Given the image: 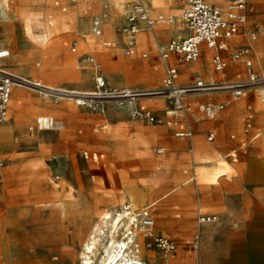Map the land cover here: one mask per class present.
Here are the masks:
<instances>
[{
  "label": "rangeland",
  "instance_id": "1",
  "mask_svg": "<svg viewBox=\"0 0 264 264\" xmlns=\"http://www.w3.org/2000/svg\"><path fill=\"white\" fill-rule=\"evenodd\" d=\"M227 1L208 0L220 8ZM130 2L0 0V47L10 51L3 69L14 83L25 85L12 86L10 118L0 124V128L11 126L10 134L0 141V191L5 189L3 196L0 193V239L7 236L11 251L6 259L0 255V264H82V245L94 222L101 223L104 234L91 261L105 264L103 248L111 239L113 211L132 203L127 195L131 192L141 197L142 205L131 204L136 214L148 207L152 235L176 243L175 251L163 256L145 247L143 234L136 236V254L143 264L264 262V87L249 89L235 99L225 93L188 95L185 115H172L162 96L146 99L157 115L184 121L190 137L176 136L173 124L133 121L125 109L111 102L99 113L68 99L76 96L62 93L93 91V72L81 62L85 55L100 63L112 86L149 91L161 86L163 69L156 43L185 34L182 2L143 0L149 15L162 16L164 21L151 32L141 26L135 54L127 56L120 27ZM247 3L251 10L246 22L236 35L224 39L230 45L217 51L226 59V68L213 69L216 51L205 46L197 61L179 67L178 84L247 79L243 61H232L230 54L248 43L251 71L264 75V0ZM103 14L101 34L94 35L91 20ZM255 29L256 37L250 40L249 33ZM142 52L147 58L140 57ZM22 79L53 91L24 84ZM207 102L225 106L208 119L201 110ZM39 117H51L57 126L40 128ZM247 123L260 133L259 138L250 140L243 132ZM210 131L215 136L209 141ZM217 163L230 168L215 180L203 178V168ZM198 210L217 220L198 226ZM124 223L112 230V238L122 235ZM195 232L199 243L193 249L190 241Z\"/></svg>",
  "mask_w": 264,
  "mask_h": 264
},
{
  "label": "built area",
  "instance_id": "2",
  "mask_svg": "<svg viewBox=\"0 0 264 264\" xmlns=\"http://www.w3.org/2000/svg\"><path fill=\"white\" fill-rule=\"evenodd\" d=\"M181 2V17L185 22V34L182 37L172 38L165 43H160L156 47L157 57L163 69L162 84L159 88L155 91H149L112 86L103 74L100 63L93 56L85 55L81 62L91 68L94 87L91 93L73 98L75 104L104 113L105 104L111 102L115 106L125 109L133 121L145 122L151 125L173 124L176 127V136L190 137L191 131L185 127L183 122L174 120L175 118L166 120L157 115L155 110L146 104V99L154 95L162 96L168 100L172 115H185L189 111V107L185 102V98L188 95L225 93L235 99L243 96L249 89L264 87V75L258 76L251 71L252 63L249 58L251 47L248 44L233 50L230 54L232 61H243L248 72L247 79L240 81H202L197 79L191 85L178 84L179 67L199 59L201 43L216 51L211 59L213 69L220 72L226 68V59L217 52L224 49L219 41L231 38L239 32V29L246 22L247 7V0H228L224 8L209 3L208 0H181ZM105 8H107L106 4ZM105 15L92 18L90 31L94 35L101 34ZM160 21H164L163 17L152 18L144 6L143 0H131L127 6L124 22L120 27L121 33L125 35L122 43L124 54L127 56L135 54L136 34L141 26L151 32L153 27ZM256 34V29L250 32L249 39H255ZM71 50H75V44H73ZM9 56L10 51L7 48L0 47V124L7 118L8 102L12 86L14 85L13 77L3 69V62ZM147 56L145 52L140 54L141 58H147ZM224 106V102H207L201 106V110L206 118L212 119ZM36 122L40 128L49 129L57 126V123L51 117L46 118L44 121L37 120ZM250 127V124L247 123L243 132L249 134ZM259 136L260 133L256 132L250 136V139L255 140ZM213 138V132H209L207 140L210 141ZM162 151L163 148L158 149V152ZM83 156L87 157V153L83 152ZM137 217L138 221L135 222L134 227L140 230L143 236L147 238L146 248L153 247L163 256L170 255L175 251L176 243L173 239L162 235H152L150 229L153 227V219L149 214L148 207L143 209ZM216 220L217 217L213 214L198 213L196 216V224L198 226L214 223ZM198 243L199 233L195 232L192 235L190 246L195 249L198 247Z\"/></svg>",
  "mask_w": 264,
  "mask_h": 264
},
{
  "label": "bare ground",
  "instance_id": "3",
  "mask_svg": "<svg viewBox=\"0 0 264 264\" xmlns=\"http://www.w3.org/2000/svg\"><path fill=\"white\" fill-rule=\"evenodd\" d=\"M1 11H3V10H1ZM5 18H6V16H5ZM201 44H204V43H201ZM207 48L209 49L210 47H208L206 45V49ZM210 49H212V48H210ZM20 82H22L24 84H28V85L34 86V87H44L45 86V85L42 86L40 83L35 82V81H31V80H28V79H22ZM14 84L25 86V85H23L21 83H14ZM51 88H48V86L44 87V89H48V90L53 91ZM62 93L68 94V95H74V96L85 95V94H83L81 92H74V91H72V92H62ZM10 99H11V95H10ZM10 99H9V102H10ZM68 99H73V98L69 97ZM8 117L9 116L7 115V118ZM7 118H6V120H7ZM46 118H48V117H39V118L36 119V121L37 120L44 121ZM6 120H5V122H6ZM8 122L11 125V120L10 119H9V121H7V123ZM10 127L11 126L0 128V141L2 139H5L10 134ZM217 164L218 165L214 164L209 169H207L205 167L204 170H203V171H205V173L210 175V177H211L210 179H212V180L215 179L217 176H219V174L221 172H224L225 170L228 169L227 167L226 168H219V163H217ZM203 174H204V172H203ZM0 193L3 196V194L5 193L4 187H2ZM127 195H128V199L132 202L131 204H133V205H142L141 197H140L139 192L138 193L131 192V194H127ZM4 203L8 204L9 201H5ZM155 203H156V201L154 203H152V204H155ZM131 204H130V202L127 205L125 203L123 205V207H122V211H113L114 212L113 218H112V215L110 214L111 218H112V222H111V226H110L108 235L111 236V239H110L109 244L108 245L106 244L104 246V248H103L105 250V253H104L105 257H104V261H103L105 264H143V262L141 261L140 255L136 254L139 251H138V243L135 242L136 236L139 237L140 234L142 235V233H141L140 230H138V229H136V227H134L135 226V222L138 221V217H137L138 214H136L134 212V210L132 209V205ZM142 211H143V209L140 212H142ZM109 217H108V219H110ZM108 219H107V221H108ZM122 221L125 222L124 225L126 226L124 231L121 233L122 235L119 238H117V239L112 238V230H114L117 227V225L119 223H121ZM10 223H12V222H10ZM109 224H110V222H109ZM1 232H2V230L0 231V233ZM4 232H6V231L4 230ZM103 234H104V230H103V228L101 226V223L94 222L92 224V226H91L90 231L88 232L86 240L84 241V243L82 245V250H83V252H82V256H83L82 264H92L91 255H94L93 254L94 251H97V245L99 244V241H100L101 236ZM142 237H143V235H142ZM10 243H11V241L7 238V236H5V237L0 239V255L3 256V259L8 258V256H9V253H10L9 251H11L10 250V247H11ZM132 248H133V250L135 252H133ZM98 252H99V249H98ZM92 257H94V256H92ZM79 258H80V256H79Z\"/></svg>",
  "mask_w": 264,
  "mask_h": 264
},
{
  "label": "crops",
  "instance_id": "4",
  "mask_svg": "<svg viewBox=\"0 0 264 264\" xmlns=\"http://www.w3.org/2000/svg\"><path fill=\"white\" fill-rule=\"evenodd\" d=\"M211 1H213V0H211ZM250 10H251V9H248V3H247V7H246V20H247V14H248V12H249ZM171 39H172V38H171ZM169 40H170V39H169ZM253 40H254V39H253ZM227 41H228V40H227ZM227 41H224V39H221V40L219 41V43L222 44L223 47H224V45H230V43H228ZM166 42H167V41H166ZM160 43H162V42H157V43H156V47H157V45L160 44ZM164 43H165V42H164ZM245 45H247V44H245ZM248 45H250V47H251V49H252V45L249 44V43H248ZM205 46H206L205 44H201V45H200V49L203 50V51H205V49H204ZM243 46H244V45H243ZM209 49H210V48H209ZM224 49H225V47H224ZM211 50L213 51V49H210V51H211ZM249 58L251 59V54L249 55ZM161 66H162V65H161ZM19 94H20V92H17V93L14 94V97H15V98H14V99H15L14 101H16V99L19 97ZM212 103H222V102H212ZM10 107H12V105H10ZM19 108H20V103H19ZM12 118H13V117H12ZM183 123H184V121H183ZM249 124H250V123H249ZM184 125H185V123H184ZM210 132H213V131H210ZM208 133H209V132H208ZM208 133H207V135H208ZM253 133H256V131H252V129H250L249 134H248V138H249V139H250V136H251ZM213 134H214V132H213ZM214 136H215V134H214ZM250 140H251V139H250ZM234 154H235V151H233L232 156H234ZM210 167H211V166H210ZM210 167H206V168L209 169ZM226 167H227V168H230L229 165H226L225 167H221V166H219V168H226ZM204 168H205V167H204ZM204 168H203V170H204ZM203 170L200 172L201 174H203V172H204V174L202 175V177L204 176L203 178H205V179H209V180H212V179H210V178H211L210 175H208L207 173H205V171H203ZM223 173H224V172H221L220 174H223ZM259 173H260V172H259ZM220 174H219V175H220ZM208 177H209V178H208ZM217 177H218V176H217ZM217 177H216V178H217ZM216 178H215V179H216ZM215 179H213V180H215ZM198 213H205V212H201V211L198 210L197 213H196V216H197ZM206 214H210V213H206ZM173 263H174V262H173ZM173 263H172V264H173ZM250 264H264V262H262V263H250Z\"/></svg>",
  "mask_w": 264,
  "mask_h": 264
}]
</instances>
